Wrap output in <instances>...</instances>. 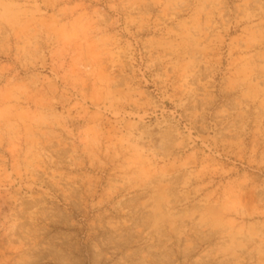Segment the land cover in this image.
<instances>
[{
  "label": "rangeland",
  "instance_id": "obj_1",
  "mask_svg": "<svg viewBox=\"0 0 264 264\" xmlns=\"http://www.w3.org/2000/svg\"><path fill=\"white\" fill-rule=\"evenodd\" d=\"M0 264H264V0H0Z\"/></svg>",
  "mask_w": 264,
  "mask_h": 264
}]
</instances>
